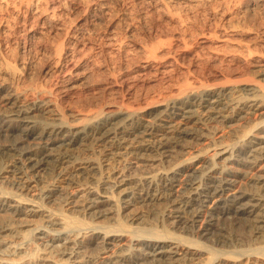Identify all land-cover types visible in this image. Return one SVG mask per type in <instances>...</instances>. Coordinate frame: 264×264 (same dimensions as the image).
Returning a JSON list of instances; mask_svg holds the SVG:
<instances>
[{
  "label": "bare ground",
  "instance_id": "1",
  "mask_svg": "<svg viewBox=\"0 0 264 264\" xmlns=\"http://www.w3.org/2000/svg\"><path fill=\"white\" fill-rule=\"evenodd\" d=\"M115 1L122 0H0V136L11 142L2 155H16L0 175L7 184L0 186V264H175L179 254V264L204 254L203 264H237L241 256L264 264V134L253 133H264V119L237 132L233 144L220 134L264 114V40L251 34L248 14L236 19L253 3L132 0L117 16ZM206 2L220 21L216 30H194L196 7ZM195 34L201 51L191 47ZM41 59L49 60L44 83L33 73ZM202 66L224 81L211 83ZM102 71L130 97L143 82H165L166 93L137 106L63 108L60 94L100 81ZM165 159L174 160L167 169L130 173L132 161L144 167ZM43 169L53 174L46 184L34 180ZM162 201L166 218L154 209L161 229L134 226L148 220L137 210ZM224 216L248 224L249 249L203 244ZM101 218L112 225L96 224ZM127 237L120 254L102 258ZM62 241L58 261L41 256Z\"/></svg>",
  "mask_w": 264,
  "mask_h": 264
},
{
  "label": "rangeland",
  "instance_id": "2",
  "mask_svg": "<svg viewBox=\"0 0 264 264\" xmlns=\"http://www.w3.org/2000/svg\"><path fill=\"white\" fill-rule=\"evenodd\" d=\"M242 1H244V3L251 1L250 3H253V5L248 7V8L246 6V8L244 9V12L240 16H238L236 19L241 18L242 20H244L245 14H246V17L250 16L251 18L248 17V20H247L249 23L247 21L246 22L248 24H250V26L252 27L251 34L253 36L258 37V39H260V40H264V2H261L259 0H242ZM206 3H205L206 6H205L204 3H200L202 6L199 7L200 4H198L199 6L196 7L198 9V10L196 9V11H198V13H200V14H197V12L195 11L196 15L195 16L193 15L194 17H197L199 15L198 18H196L198 20V21H196V25L197 26L194 25L195 24L194 20H196V19H194V18L192 19L194 21L193 22L194 24L192 23V27L194 28V30H196V28H197L198 31L202 30V29H205L208 32L211 28L214 29V30H216V28H217L216 25L219 23L220 20L216 19V18H214V16H212L213 11H214L213 7L215 8V5L212 4V3H211L212 5H211V4H209V2H206ZM113 5H114L115 10H116L115 14L117 13L118 15L117 14L116 15L119 16V14H121L124 11L125 8L128 9V8H130L133 5V1L132 0L115 1V3ZM211 7H212V9H211ZM139 9L140 8H137V10H139ZM199 9L202 10V11H200ZM247 10L249 11V13H247L248 12ZM247 14H248V16H247ZM154 15L156 16L157 14H154ZM249 18H250L251 21L249 20ZM150 22H151V24H150ZM152 22H153L152 20L149 21L148 26H152ZM161 24L163 25V24H166V23L162 21ZM162 25H160V26L162 27ZM164 26L165 25H163L162 28H165V27L167 28L168 25H166L165 27ZM198 26H199V28H198ZM198 31H196V32H198ZM210 31H212V30H210ZM196 37L197 36L195 34V37H193L194 39L192 38V40H191L192 43L194 42L193 40H195ZM256 37H254V38H256ZM177 42H175L177 46L180 45V46L183 47V45H181L180 42H178V43H180L179 45H178ZM194 43H195V45L193 44L191 46V47H193L192 49L194 50V52L195 51H201V48L199 47V44L196 41ZM41 60L37 61V63L34 65L35 69H33V73L35 74L34 78L36 79V81H40V82L44 83L45 81L48 80L47 79L48 77L46 75V70H47V67L49 65V63H48L49 60L48 59H43L42 61ZM42 62H43V64H42ZM101 63H102V61H101ZM206 66H208V65H206ZM206 66H202L203 68L202 69L200 68V69L202 70V72H204V76L211 80V83H215V82L216 83H220V82L224 81L223 77H220V78L215 77L216 71L213 70L211 67H209V68L207 67L205 69L204 67H206ZM101 75H102V77H101ZM103 75H104V79H103ZM98 76H100V77H96L95 79H101L100 81L103 80L104 82L103 81L102 82L104 84L102 82H101L102 84L98 83L100 81L93 80L90 83L91 85L89 83L87 85L86 84L85 85L82 84L81 85L82 87L80 86L77 89L69 90L68 94L67 93H63L62 95L60 94L61 97L59 96V98H60L61 104L63 105V108L64 109H78V107L76 105L79 106V103H81L80 105L82 106V103L84 104V102H86V101L90 102L89 104L93 103L91 105L92 106L91 108H96V107L98 108V107H100V105H101V107L102 106L103 107H108L109 105H111L109 107H114V105L118 106V105H121V104H124V103H125V105H135V106H137V104L139 105L141 103L142 104L145 103V101H147V100H145V98L148 99L149 96L153 97L152 99H156L157 100L158 96H159L158 95L159 93H163L164 91L166 93L165 82H162V81H159L157 83H152V82H150V83L146 82L145 83V82H143V83H140L138 85V87H137L138 91H136V95H137L138 92H139V94L137 96L135 95L133 97H130V96H128V90L127 89H121L119 84H111L110 82H109L110 83L109 84L108 81H107V79H108L107 75L103 71H102V73L100 75L98 74ZM105 79H106L107 82H105ZM94 84H96V85L94 86ZM88 85H89V87H88ZM146 93H149V95L146 94ZM143 94L144 95L146 94V95L144 96ZM141 95H143L144 98ZM79 97H81V98H79ZM141 97H142V99H141ZM151 97H149V101H150ZM85 98H86V100L84 101ZM137 99L140 100V101H138ZM80 100L81 101L83 100V101L79 102ZM94 104L95 105L97 104V105L95 106ZM71 106H73V107L75 106V108H73ZM80 107H79V109H80ZM82 107H85V106L83 105ZM257 118L260 119V120H263L264 119V114L262 116H258V117H254V116L250 117V119H252V120H247L246 119V120H243L241 122H235L232 125H229L227 128H220V130H221L220 134H222V133L225 134L224 141H226L228 144H233L235 142V140H236V137L239 136L237 134V132H240V134H242V130H249L251 128L250 125H252L253 120H255ZM253 133L254 134H258L257 135L258 138H260V136H262V134H264L260 130L259 131H254ZM10 144H11L10 140L6 139L5 137L0 136V175L3 173V171L1 169L3 167H5V166L11 167L13 161H15V159H16L15 158L16 155H10V154L9 155L5 154L6 156L2 155L3 151H6ZM195 146H196V149H198V151H199L200 149L203 150L204 148H206L207 145H195ZM212 149L213 148L209 149L208 154L212 151ZM208 154H207V156H208ZM211 154H212V152H211ZM207 156H205V157L207 158ZM173 161L174 160H171V159L170 160L169 159H165V162H162V163L161 162H153V163L149 162V163H144V164H148V166L145 165L144 167L143 166H139L138 167V164H136V160H135V161L131 162L130 166H132V170L130 171V173H132L133 175H141V174H144V173L152 172L153 170L167 169V168H169L172 165ZM222 164H223V162H222ZM195 167H197V166H195ZM191 173L194 176L198 175V172H197V170H195V168L191 170ZM41 178H42L43 183L47 182L48 179L52 180L53 179V174H52L51 170L43 169L34 178V180H38V179H41ZM0 181H1V179H0ZM3 181H5V180H3ZM1 183L2 184H0V186L7 187V186H5L7 184H3V182H1ZM179 185H180V183L177 184L176 193H177V190H181V191L183 190V188L180 187ZM237 187L238 188L242 187V189L246 188L242 184H238L236 186V189H238ZM38 193H39V190L35 189V188L30 190V192H29V194H30V196L32 198L37 197ZM163 202L164 201L156 203V204H151V205L147 206L146 208L143 207V208H140L139 210H137V212H141V213L145 214L146 216H148V220L146 222L138 221V222L134 223V226L140 227V228H144V229L146 227L147 228L150 227V229H151L152 226H153L152 228H154V226H157V227L160 226L159 229H161L162 228L161 225L163 224L161 222V220L163 221L164 219H162L161 217L156 216L154 213H156L155 211H157L160 208L159 210H161V212H164L163 214L162 213L161 214L164 215V217L166 218V215L169 214V210H168L169 206H167ZM207 206H212L211 210L216 212L215 211V205H214L213 201L208 203ZM52 207L55 208V209H59L58 205H54ZM154 209H155V211H154ZM127 213H129V212H127ZM75 214H77V213H74V215ZM162 215H160V216H162ZM155 222L157 223V225L155 224ZM212 222L216 223V226L209 227L210 228L209 231H208L209 233H206L207 235H205L203 238L200 239L203 242V244L205 243L206 245H209V246H213V247L215 246V248H218V249H220L222 251H226V252L231 251L232 252L233 249H234L233 251H241L245 247L247 249H249L251 243H253V242H251L250 232H249V229L247 227V225H248L247 223L239 221V220H235V219H233V217H226V216H224L220 220L216 218ZM37 223H39L38 220L33 222V223H31V224L36 225ZM95 223L98 224V225H112L113 221L110 220V219L101 218V219L95 220ZM33 225H30L29 227H26L25 229L26 230H30V229L33 228ZM168 226H170L168 228H170L171 231H172V228H173L174 224L171 223V225L169 224ZM197 226L200 227V224H198ZM180 232H181V230L177 231V233H180ZM221 235H225L226 237H228L229 239H231L233 241H230L227 244H224V243L216 244L215 238L216 237H220ZM128 239L129 238L127 237L125 239V241L123 243H121L122 245H119V243L112 244L109 247V251H108L109 253H107V254L101 253L100 255L103 258V257H106L107 255H111V254H112L113 257L115 255L120 254L121 251L128 246V245H125V242H127ZM54 243H52V244H54ZM232 243L235 246L232 245ZM240 243H242V244H240ZM249 243H250V245H249ZM55 244H54V246H58L57 248L49 247L48 250H46L45 253H43L41 256L48 257V258H50L51 260H54V261H58L62 257V255L58 251L61 250V247H62V244H64V241L56 242ZM32 247H33V245L29 246V249L26 250L27 253L30 252V248H32ZM253 247H256V246H253ZM246 248L244 250H247ZM89 256L91 257V256H95V255H94L93 252L88 251L87 252V258H89ZM238 256H240V255H238ZM238 256H237V258H238ZM205 257L207 259L208 255L207 254H204V256L202 255L199 258L200 260L197 259V262L194 261L193 263L194 264H203L201 262L203 260H204L203 262L206 261ZM241 257L238 258L240 261H236L237 264H244L247 261L245 258H243V257L241 258ZM176 258L177 259L179 258L178 259L179 262L177 261L175 264H179L181 255L180 254L178 256L176 255L175 259ZM252 260H254V259H252ZM78 263H80V262H78Z\"/></svg>",
  "mask_w": 264,
  "mask_h": 264
}]
</instances>
